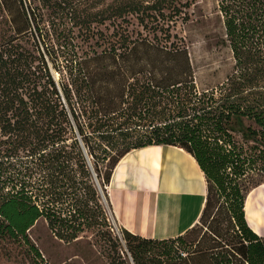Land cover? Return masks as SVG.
<instances>
[{"label": "trees", "instance_id": "obj_1", "mask_svg": "<svg viewBox=\"0 0 264 264\" xmlns=\"http://www.w3.org/2000/svg\"><path fill=\"white\" fill-rule=\"evenodd\" d=\"M216 1L232 66L223 80L200 87L173 32L190 20V0H0V243L20 241L43 261L27 234L38 218L60 239H76L98 218L91 200L104 219L90 179L93 172L100 178V164L109 183L127 152L172 145L204 174L199 221H213L224 203L227 222L209 229L207 260L199 249L180 260L264 264V238L246 222L241 188L252 171L264 177V0ZM66 21L85 41L72 50L76 68L57 82L41 47L64 48ZM31 164L65 178L73 202L50 186L41 194L28 189L22 180ZM7 169L15 176L3 177ZM211 186L223 202L209 215ZM122 233L133 264H162L186 234L157 240Z\"/></svg>", "mask_w": 264, "mask_h": 264}, {"label": "rangeland", "instance_id": "obj_2", "mask_svg": "<svg viewBox=\"0 0 264 264\" xmlns=\"http://www.w3.org/2000/svg\"><path fill=\"white\" fill-rule=\"evenodd\" d=\"M190 1H192L189 8L190 20L183 25L178 23L176 30L173 32L184 40L190 59L195 67L196 82L200 87H205V85H212L225 78L230 72L232 57L229 48L223 43L224 29L217 12V1ZM65 26L68 38L71 37V39L69 41L66 38L64 48L47 53L46 48L41 47L49 70L57 82L69 77L70 72L76 68L75 56L72 54V50L76 49L75 47L78 45L84 46L83 42L85 41L82 39L83 35L78 32L77 27L71 28L67 21ZM36 163L38 162L36 161ZM99 168L101 169L100 178L96 177L103 190L105 200L98 192L97 203L100 205L104 219L100 215L99 209L96 208V202L91 200L89 207L96 210L98 215V218L95 219L96 223L94 222L84 228V231L79 233L76 239L66 240L57 237L49 229L46 220L40 217L28 229L27 234L30 241L41 253L43 261L36 258L22 242L3 240L0 243V264H133L127 251L126 241L123 239V228L116 224L113 217L107 194L108 181H106V178L108 171L105 170L104 164H100ZM30 170V174L25 175L22 181L34 193L41 194L45 186H50L63 191L69 201H71V197H75L69 196L66 180L58 172L54 173L51 170V176H49L47 175L48 170L37 169L34 164ZM16 172L17 170L7 169L3 173V177L15 176ZM103 178L105 179L103 180ZM90 179L96 188L97 185L92 175ZM263 180L262 174L256 171L250 172L241 182L243 193L246 195L256 184ZM61 182H64V187L60 186ZM261 194V192H257L253 196L245 212L250 227L264 237V217L259 214L258 198ZM209 196L212 206L208 212L211 215L215 213L216 207L223 202V198L218 195L214 186L210 187ZM77 205L80 204L77 203ZM58 206L66 207L67 204L59 203ZM224 206V203H222L219 210L221 213H218L213 221L210 220V217H205L203 222L198 221L195 227L183 236V243L175 242L169 256L163 257L162 264H187L186 261H182L180 258L188 257L189 253L197 249L204 253L201 255H205L204 251L210 243L209 239L206 238V235H210L209 229L212 230L216 226L222 229L227 227V222L224 220L222 213L224 212ZM75 209L81 208L77 206ZM209 221H211L210 224ZM203 232H205V235L201 239ZM198 241H200L199 244ZM163 246L152 244L150 247L155 253H159L163 251ZM181 253H184V256H181ZM205 258L207 260L206 255ZM203 264H206V262H203Z\"/></svg>", "mask_w": 264, "mask_h": 264}, {"label": "crops", "instance_id": "obj_3", "mask_svg": "<svg viewBox=\"0 0 264 264\" xmlns=\"http://www.w3.org/2000/svg\"><path fill=\"white\" fill-rule=\"evenodd\" d=\"M260 186L264 187V182L251 190ZM107 194L120 228L145 239H172L198 223L206 181L197 162L182 148L149 145L120 158L112 170Z\"/></svg>", "mask_w": 264, "mask_h": 264}, {"label": "bare ground", "instance_id": "obj_4", "mask_svg": "<svg viewBox=\"0 0 264 264\" xmlns=\"http://www.w3.org/2000/svg\"><path fill=\"white\" fill-rule=\"evenodd\" d=\"M257 192H261V196L258 198L259 199V214L262 215L264 217V187H259L258 189H254L251 192H249V194L246 197L245 200V209H247V206L249 205V202L251 201V199L253 198V196L257 193Z\"/></svg>", "mask_w": 264, "mask_h": 264}, {"label": "water", "instance_id": "obj_5", "mask_svg": "<svg viewBox=\"0 0 264 264\" xmlns=\"http://www.w3.org/2000/svg\"><path fill=\"white\" fill-rule=\"evenodd\" d=\"M82 148H83L84 153L86 154L85 148L83 146H82ZM88 161H89V159H88ZM89 165L91 166L90 161H89ZM91 169H92V166H91ZM92 172H93V170H92ZM93 177H94L95 183L97 185V188H98V190L100 192V195H101L102 199L105 200V196H104L103 190H102V188H101V186H100V184H99V182L97 180L96 174L94 172H93Z\"/></svg>", "mask_w": 264, "mask_h": 264}, {"label": "built area", "instance_id": "obj_6", "mask_svg": "<svg viewBox=\"0 0 264 264\" xmlns=\"http://www.w3.org/2000/svg\"><path fill=\"white\" fill-rule=\"evenodd\" d=\"M182 256H184V253H181Z\"/></svg>", "mask_w": 264, "mask_h": 264}]
</instances>
